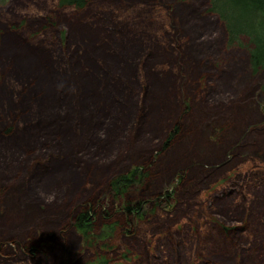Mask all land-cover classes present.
<instances>
[{
  "label": "rangeland",
  "instance_id": "1",
  "mask_svg": "<svg viewBox=\"0 0 264 264\" xmlns=\"http://www.w3.org/2000/svg\"><path fill=\"white\" fill-rule=\"evenodd\" d=\"M88 1L0 0V135L29 91L39 103L33 128L0 136L10 152L0 264H264V64L252 71L253 45L228 44L212 0ZM166 79L177 112L156 135L153 85ZM173 128L180 137L156 151ZM98 168L109 171L101 180ZM135 170L147 175L115 198L108 183ZM164 192L171 199L156 203ZM137 202L143 215L128 218L122 205ZM91 203L96 232L112 225L98 247L73 226Z\"/></svg>",
  "mask_w": 264,
  "mask_h": 264
},
{
  "label": "trees",
  "instance_id": "2",
  "mask_svg": "<svg viewBox=\"0 0 264 264\" xmlns=\"http://www.w3.org/2000/svg\"><path fill=\"white\" fill-rule=\"evenodd\" d=\"M212 11H217L220 15L221 19L224 23L227 32V40L228 44L233 45L235 42L240 41V37L248 38L250 44L249 47V56H250V66L252 67V71H256L257 66L264 64V0H212ZM58 6L61 8H72L75 10H83L85 9L89 1L88 0H58ZM211 12V11H210ZM147 15V13H145ZM145 15V16H146ZM98 35H95V39H97ZM143 37V36H142ZM148 43V41H143L142 48ZM249 46V45H248ZM139 52H142V49ZM138 54V53H137ZM159 58H161V52H158ZM164 56V55H163ZM185 71L189 73L190 76L195 75L201 69V65L193 66V64L186 65L184 67ZM91 83V82H90ZM264 89V87H263ZM177 92V85L176 82L171 81V79L166 80H158L154 82L153 85V92L152 96V104L150 105L151 111V119L148 123V128L150 130H154L156 135H159L162 128L167 124V122L171 119V117L177 112V105L175 102V95ZM238 91H236L237 93ZM244 92V91H243ZM242 92V94H243ZM33 91H29L27 95H25L24 101V114H17L15 117L10 118V126L6 129H3L1 133V137L3 138H11L13 137V132L16 129H19L20 124H26L33 128V124H31L32 113L35 111V106L39 103H36L35 100H32L31 95ZM238 94V93H237ZM91 96V95H89ZM22 97V96H21ZM80 98H85L84 94H80ZM93 97V96H91ZM245 97V96H244ZM159 103V104H158ZM264 109V107H263ZM16 111V109H14ZM13 111V110H12ZM23 115H27L24 117ZM146 115V114H145ZM119 131L122 128V123L120 120ZM193 123V122H192ZM118 126V124H117ZM27 128V129H28ZM157 130V131H155ZM177 131V132H175ZM118 132V129H116ZM201 132H199V138ZM46 134H42L40 136L29 135L26 139L28 141L42 144L41 140H45L44 137ZM198 136V135H197ZM180 137L179 129H174L168 133L164 142L161 143V146L158 147L156 151L163 152L168 146L171 141H176V139ZM198 138V139H199ZM16 137L14 136L13 140ZM4 141V140H3ZM81 138L75 140L73 142L74 146L77 142L79 145L81 143ZM1 142V141H0ZM130 142V141H126ZM3 143V142H1ZM20 143V142H19ZM148 143V142H147ZM137 144V142H136ZM135 144V147H136ZM129 146V145H128ZM1 147V146H0ZM3 148V147H2ZM147 149V144L142 142L137 146V149L143 150ZM179 148L173 150L172 152L178 150ZM140 153V151H138ZM137 151H132L128 153L130 159L139 158L140 154ZM171 152V153H172ZM179 154L175 157L174 162H178ZM1 155L4 157H8L10 155L9 150H2L0 149V158L2 159ZM0 159V162H1ZM173 164V162L171 163ZM123 166L117 165V168H122ZM108 170H103L102 168H98L97 172L95 173L96 180H101L105 174H108ZM140 172V171H139ZM138 170L131 171L129 174L118 176L117 178L111 180L108 183L110 187L109 190L114 195V197H119L120 200L122 196L125 195L127 190L135 185V183L140 182V177L144 174L147 175V172H143V174L139 173ZM159 197L156 199V203L161 199L162 201H169L171 199L172 194L167 192L159 193ZM95 205V204H94ZM19 206L16 204H12V209L18 215L17 208ZM122 207L124 208V213L128 218L130 217H140L142 216L143 211V203L137 202L134 204L133 207H130V204L126 203L123 204ZM93 203L86 204L84 208L79 211L76 215V218L73 222L74 229L79 232L81 239L83 241V245L88 246H99L98 241L106 240L110 231L112 230V225H103V231L96 232L95 226V213L92 210ZM14 214V213H13ZM12 215V214H11ZM19 217V215H18ZM226 230V229H224ZM91 264H108V260L103 258L102 256L96 258Z\"/></svg>",
  "mask_w": 264,
  "mask_h": 264
}]
</instances>
